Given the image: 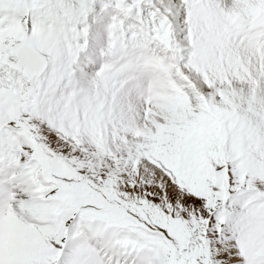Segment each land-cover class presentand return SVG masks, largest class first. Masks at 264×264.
Returning <instances> with one entry per match:
<instances>
[{
	"label": "snow or ice",
	"instance_id": "6c2138e0",
	"mask_svg": "<svg viewBox=\"0 0 264 264\" xmlns=\"http://www.w3.org/2000/svg\"><path fill=\"white\" fill-rule=\"evenodd\" d=\"M0 264H264V0H0Z\"/></svg>",
	"mask_w": 264,
	"mask_h": 264
}]
</instances>
